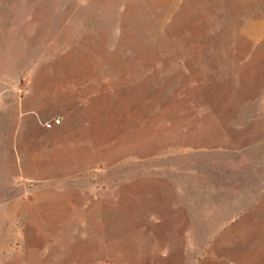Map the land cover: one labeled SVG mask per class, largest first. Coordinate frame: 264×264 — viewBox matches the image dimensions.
Listing matches in <instances>:
<instances>
[{
  "label": "rangeland",
  "instance_id": "obj_1",
  "mask_svg": "<svg viewBox=\"0 0 264 264\" xmlns=\"http://www.w3.org/2000/svg\"><path fill=\"white\" fill-rule=\"evenodd\" d=\"M0 264H264V0H0Z\"/></svg>",
  "mask_w": 264,
  "mask_h": 264
},
{
  "label": "built area",
  "instance_id": "obj_2",
  "mask_svg": "<svg viewBox=\"0 0 264 264\" xmlns=\"http://www.w3.org/2000/svg\"><path fill=\"white\" fill-rule=\"evenodd\" d=\"M56 124H57V125L60 124V121H56Z\"/></svg>",
  "mask_w": 264,
  "mask_h": 264
}]
</instances>
